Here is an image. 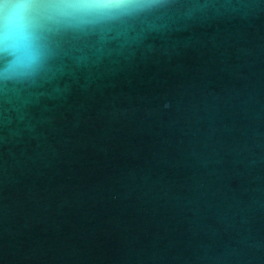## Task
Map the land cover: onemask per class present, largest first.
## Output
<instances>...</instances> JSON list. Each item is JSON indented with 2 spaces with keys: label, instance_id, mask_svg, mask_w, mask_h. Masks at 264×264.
Returning <instances> with one entry per match:
<instances>
[{
  "label": "water",
  "instance_id": "1",
  "mask_svg": "<svg viewBox=\"0 0 264 264\" xmlns=\"http://www.w3.org/2000/svg\"><path fill=\"white\" fill-rule=\"evenodd\" d=\"M9 6L0 264H264V0Z\"/></svg>",
  "mask_w": 264,
  "mask_h": 264
},
{
  "label": "snow or ice",
  "instance_id": "2",
  "mask_svg": "<svg viewBox=\"0 0 264 264\" xmlns=\"http://www.w3.org/2000/svg\"><path fill=\"white\" fill-rule=\"evenodd\" d=\"M25 2L26 0H8V5L10 6L8 7L7 11L9 15L14 16L16 13H18L20 11V6L24 4ZM33 40H34L33 34L30 32L26 46L32 47Z\"/></svg>",
  "mask_w": 264,
  "mask_h": 264
}]
</instances>
